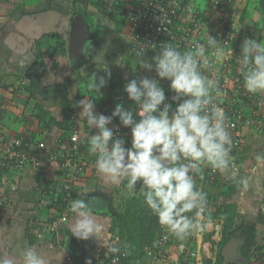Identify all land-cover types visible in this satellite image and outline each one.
Returning a JSON list of instances; mask_svg holds the SVG:
<instances>
[{
    "label": "crops",
    "instance_id": "0c3cea01",
    "mask_svg": "<svg viewBox=\"0 0 264 264\" xmlns=\"http://www.w3.org/2000/svg\"><path fill=\"white\" fill-rule=\"evenodd\" d=\"M112 1L87 0L83 5L80 0H0V102H9L0 111V123L7 131L26 132L36 142L44 138L47 143L45 169L16 173L14 180L19 183L17 192L7 190L10 199L7 215L0 220V262L11 260L13 264H23L21 251L32 246L46 264H65L66 255L72 256L79 264H86L88 260H91V264H101L107 249L120 244L114 239L112 228L115 212L119 211L116 194L127 191L125 182L120 185L107 182L96 172L93 163L85 170L75 199L91 201L95 218L103 225L97 238L83 241L71 235L74 214L56 234L37 230L39 224L50 220L54 213L50 207H43L38 197H41L42 191L50 189L65 177V172L56 162L51 163L52 158L67 144L61 140L66 132L61 123L67 120L69 124L68 116L72 112L79 114L80 109L74 107L76 101L84 97L95 98V93L88 87L92 76H105V67L111 73L107 85L101 89L102 97L94 100L98 113L103 114L109 106L114 111L116 104L113 103L116 101L134 110V103L124 91V86L132 79L123 66V58H137L130 56L126 50L129 24L120 21L119 13L108 10L114 4ZM185 1H192L200 10H205L207 5L206 0ZM219 1L231 4L233 16L250 22L256 29L257 40L264 42V0ZM80 15L85 22L91 20L94 26L88 39L81 41L79 48L75 49L71 47V32L75 18ZM154 55H146L145 59L151 60ZM121 75L122 79L119 78ZM138 75L134 79L139 80ZM9 104L12 106L7 108ZM114 123L119 124L118 118H114ZM79 125L83 141L95 134V130L90 129L83 118H80ZM244 135L249 155L244 161L247 166L242 177L248 179L249 187L242 189L235 184V193L226 195L224 199L236 207V224L256 231L253 249H261L264 247V161H257L256 157L264 156V137L248 129ZM121 138L127 141L126 146H130V129L125 128ZM85 189L88 191L85 192ZM3 193L0 182V195ZM221 232L216 231L211 235L219 237ZM201 241L219 247L221 255L228 243L238 242L239 250L243 244L242 238L238 237L222 247L221 240L217 242L204 233L194 243L197 254L194 264H204L203 252L198 247ZM186 244V241L175 239L173 245L171 243L168 247L169 258L164 264L181 262ZM247 260L250 264L249 257ZM147 261L151 264L149 259ZM222 264L228 263L225 261Z\"/></svg>",
    "mask_w": 264,
    "mask_h": 264
},
{
    "label": "clouds",
    "instance_id": "9594fccd",
    "mask_svg": "<svg viewBox=\"0 0 264 264\" xmlns=\"http://www.w3.org/2000/svg\"><path fill=\"white\" fill-rule=\"evenodd\" d=\"M147 50L144 44L135 49L137 65L154 71L156 78L144 76L124 86L138 111L119 103L111 115L96 111L94 100L102 97L101 89L111 77L106 67L105 76L93 75L88 85L95 98L84 97L74 107L80 109L78 115L87 126L95 130L85 142L89 155L95 158L96 172L112 184L125 182L127 192L133 196L139 185V195L167 234L165 239L171 236L184 241L205 229L201 221L208 209V194L197 186L196 178L203 180L206 168L228 175L242 189L249 187L246 177H237L231 171L235 167V142L228 118L218 104L224 92L216 76L208 75L218 72L216 61L225 52L209 35L207 44L197 42L190 51L164 43L159 53L148 60ZM238 64L236 71L242 77L245 92L264 97V42L245 38ZM161 80L170 82L174 93L171 102ZM114 118H118V125H113ZM121 127L130 129V146L119 135ZM256 159L264 161V156ZM70 212L75 216L72 236L83 241L97 238L103 225L97 222L91 201L72 200ZM130 249L127 242L108 248L112 264H118L121 255H131ZM20 255L23 264H46L32 246L25 247ZM0 264L13 262L4 260ZM86 264H91V260Z\"/></svg>",
    "mask_w": 264,
    "mask_h": 264
},
{
    "label": "built area",
    "instance_id": "2783aa9c",
    "mask_svg": "<svg viewBox=\"0 0 264 264\" xmlns=\"http://www.w3.org/2000/svg\"><path fill=\"white\" fill-rule=\"evenodd\" d=\"M118 1L128 2V0H115L114 3ZM206 1L205 10H200L192 1L189 3L185 0H143L142 8L131 11L123 17L130 27L129 44L126 50L130 56L136 57L135 49L140 44H144L148 47L145 56L157 55L160 51V45L171 42L181 51H190L194 50L197 42L207 44L208 35L219 42V46L224 49L225 55L216 61L218 72L208 73V75L216 76L224 92V95L218 99V104L228 118L229 131L235 142L232 151V155L235 157V167L231 171L237 174L242 168L240 160L244 157V145L246 144L244 131L247 129L252 131L254 127L259 134L264 132V97L247 94L243 88L242 77L236 71L239 66L238 59L243 40L245 38L257 40V34L250 22L233 16L224 2L219 0ZM165 95L169 98L168 102H171L170 98L174 93L166 90ZM5 102L7 100L0 102V110L3 109L2 105ZM123 106L126 108L125 105ZM134 111H138L135 105ZM112 112L113 110L109 106L104 109L103 114L111 115ZM70 117L71 123L75 122L76 126L72 127V134L67 138L65 148L60 149L51 160V163L55 161L57 166L65 172L64 179L58 182L56 189L52 191L54 192V200L60 199L65 210L61 213L55 211L50 220L40 223L39 228H37L39 232L56 234L68 223L72 214L70 202L75 200L78 184L88 166L81 152L80 117L76 112H72ZM113 125H118L114 123V119ZM110 126L112 127V125ZM124 130L123 127L119 129L121 137ZM42 133L47 134L44 130ZM46 147L47 143L44 138L36 142L31 134L7 131L0 123V173H2L0 182L4 188V193L0 195V220H3L7 215L6 209L10 201L7 197L8 191L15 193L19 188V183L14 180L15 174L24 173L29 169L44 170L46 167L44 159ZM216 173L219 172L212 171V178ZM49 202L50 200L42 199L41 205L46 207ZM201 222L205 225L204 231L184 240L187 244L183 248V260L170 264H194L193 261L197 257L194 240L202 237L204 233L221 232L223 222L207 220L205 216ZM156 232L158 250L148 247L145 249V255L151 264H162L165 262V260L162 261V258L168 254V247L175 238L168 236L165 239L167 234L161 227L157 228ZM212 239L218 242L222 240V235L219 234V237L212 235ZM198 245L199 251L203 252V260H210L215 264L220 248L203 241ZM262 248L259 251L251 250L250 264H264V248ZM102 258L101 264H112L113 256L108 251ZM65 264L79 263L72 256L66 255ZM118 264L134 263L128 261L127 256L121 255Z\"/></svg>",
    "mask_w": 264,
    "mask_h": 264
},
{
    "label": "trees",
    "instance_id": "16d2710c",
    "mask_svg": "<svg viewBox=\"0 0 264 264\" xmlns=\"http://www.w3.org/2000/svg\"><path fill=\"white\" fill-rule=\"evenodd\" d=\"M86 1L87 0H80V3L85 5ZM114 1L115 0H113L112 2ZM224 3L226 4L229 12L232 14L233 12L231 10V6H230L231 4L226 2ZM142 7H143V0H132L130 2L118 1L115 2L113 5H110V9L108 10L112 12L116 11L117 13H119L118 15L120 21L125 23L126 21L123 18L125 15H127L131 11H137ZM119 10H121L124 13L120 12ZM115 104L117 105V101L113 103V105ZM68 117H69V124L67 123V120L64 123H61L62 126H64V128L66 129L65 136L61 137V140L65 143H67V138H69L72 134L71 133L72 127L76 126L75 122L71 123V119H70L71 117L70 116ZM252 132H254L259 137H264V132L259 134L254 129V127L252 128ZM87 148H88L87 143H85V141H83L82 139L81 152L83 154V159L86 160L88 165L90 163L95 164L94 163L95 158L89 155ZM248 150L249 149L247 148V143H246L244 145V157L240 160L242 164V168L240 172L236 174L237 177H241L243 171L246 170L247 164L244 163V161L248 158L249 155ZM85 153H86V158H85ZM211 173L212 170L210 168H207L205 170V175L203 180H200L198 177L196 178L197 186L208 194V209L207 212L204 214V216L207 220H209L210 218V220L213 221L223 222V233L221 240L222 247H224L232 239H236L238 237L242 238L241 243L243 244L241 245V250L243 255L248 258L251 250H253V247L255 245L254 242L256 240V231H254V229L249 227L237 225L235 222L236 207L234 205L227 203L226 199H224L226 195L234 194L235 193L234 190L238 185L234 186L235 183L229 179L228 175H224L221 173L219 175V173H216L212 178ZM1 175L2 173H0V177ZM57 184L58 181L55 182L54 186L50 188L51 190L47 188L41 192L42 189H40L39 192H41V197L40 198L38 197V199H39V203H41L42 199L50 200L49 204L46 207L47 208L50 207L51 212L58 211L61 213L63 210H65L64 204L60 199L58 201H55L53 196L54 192H52L56 189ZM138 190H139V185L137 186V195L129 198L124 211L115 212V220L112 228V234H115L114 239H117V242H120V244L127 242L128 244L131 245V249H130L131 255L127 256L128 261H132L134 264L137 263L148 264L145 255V249L149 247V248H156V250H158L156 247L158 241V235L156 230L157 228L160 227V225L158 224L156 217L151 214L150 210L145 205L143 197L139 195ZM39 194L40 193H38V196ZM220 199H222L223 201L216 202L219 201ZM207 234H209L212 237L210 233ZM172 245H173V241H172ZM254 249L258 251L261 250L259 248L258 249L254 248ZM167 255L162 258V261L164 260L166 261L169 258ZM203 262L204 264H213V261L210 260H204ZM223 262L225 261L222 255L219 254L216 263L222 264Z\"/></svg>",
    "mask_w": 264,
    "mask_h": 264
},
{
    "label": "water",
    "instance_id": "95a60500",
    "mask_svg": "<svg viewBox=\"0 0 264 264\" xmlns=\"http://www.w3.org/2000/svg\"><path fill=\"white\" fill-rule=\"evenodd\" d=\"M92 25L94 26L91 20L85 22L81 15L75 18L71 32V47L78 49L80 42L84 41L85 38L86 40L88 39V35L91 33V27L93 28ZM238 246V242L232 241L222 250V257L226 263L248 264L247 258L243 255L242 250H239Z\"/></svg>",
    "mask_w": 264,
    "mask_h": 264
},
{
    "label": "rangeland",
    "instance_id": "374dc122",
    "mask_svg": "<svg viewBox=\"0 0 264 264\" xmlns=\"http://www.w3.org/2000/svg\"><path fill=\"white\" fill-rule=\"evenodd\" d=\"M137 64H138V60L135 59V58H132V57H129V56H126L125 58H123V66L125 67L127 73L131 75V79H134V77H136V75H138L141 72L140 70L142 68H140L139 65H137ZM144 76H149V77L156 78L154 71L148 72V71L144 70V71L141 72L139 77L142 78ZM119 78L122 79V75L119 76ZM166 82H167V80H161L160 81L161 87H163L164 90L171 91L170 88H169V85L166 84ZM5 103L8 104L9 102L7 101ZM5 103L3 105H6ZM10 106H12V105L9 104L7 106V108L10 107ZM131 197H132V195H130L127 191H125V192L119 191L118 194H116V198L118 200V202H116V206H117L119 211L124 210L126 208L127 202L129 200V198H131ZM194 242H196V241L194 240Z\"/></svg>",
    "mask_w": 264,
    "mask_h": 264
}]
</instances>
